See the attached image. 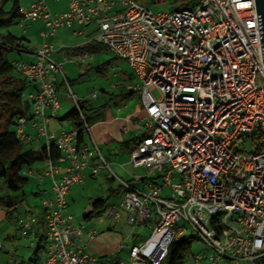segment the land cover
<instances>
[{
    "label": "built area",
    "instance_id": "obj_1",
    "mask_svg": "<svg viewBox=\"0 0 264 264\" xmlns=\"http://www.w3.org/2000/svg\"><path fill=\"white\" fill-rule=\"evenodd\" d=\"M60 1L66 4L61 11L51 12L47 0H32L18 12L22 26L25 20H42L44 29L35 59L13 62L14 72L34 85L25 95L30 115L15 119V135L28 139L30 126L44 139L48 153L52 145L59 151L41 169L21 171L51 182L50 195L40 199V215L27 208L15 220L30 246L38 237L36 226L45 228L43 255L37 253L27 263L97 260L75 245L82 229L73 227L66 209L70 187L82 180L81 171L89 167L94 176L99 163L91 159L104 160L93 139L91 146H78L77 130L55 134L48 128L59 109L58 73L76 105L62 64L50 56L54 49L48 39L60 26L81 34L85 25L94 23L91 38L124 60L140 79L127 88L140 93L150 132L130 150L129 163L158 179L145 188L119 180L125 189L119 206L128 213V223L147 221L150 211L158 219L150 234L129 248L127 259L109 264H159L169 242L187 230L213 249L214 261L222 256L225 264H264V83H257L258 78L264 82V46L254 0H189L190 6L156 12L135 0ZM82 133L90 134L86 122ZM246 144L254 150L240 149ZM107 216L121 217L114 205L107 207ZM85 234L92 239L97 232L89 228ZM192 258L194 264H207L201 254Z\"/></svg>",
    "mask_w": 264,
    "mask_h": 264
},
{
    "label": "rangeland",
    "instance_id": "obj_2",
    "mask_svg": "<svg viewBox=\"0 0 264 264\" xmlns=\"http://www.w3.org/2000/svg\"><path fill=\"white\" fill-rule=\"evenodd\" d=\"M136 2L141 3L142 5L147 6L152 11H170L180 8L177 3H172L171 0H161L159 2H153V0H135ZM22 3H24L22 1ZM47 4L51 12L56 10H61L65 8L66 4L64 1H55L47 0ZM11 5V0L6 3V8ZM190 6V5H188ZM43 21L36 20L30 21L25 20L24 26L21 23L14 21L12 24L5 26L3 28L4 32H11L21 38L23 35H32L31 41L35 43L38 38L37 32L38 29L42 28ZM94 23H89L82 34L73 33L72 29L65 27H58L54 36L50 39V43L53 46V49L63 48L69 57H72L71 48L82 43L86 37L91 38L94 35L95 30ZM26 32H28L26 34ZM40 44L42 42V37L40 36ZM86 61L82 63H75V59L72 58L73 62H67L62 66V72L70 80L71 85L69 89L76 99L87 98L91 101L92 105H98L107 98L108 95L102 94V90H106V93H118L120 87L125 84L126 80L124 76L130 75L128 79L130 84L138 85L140 84V79L134 76L132 70L128 64L116 57L113 52L109 49L101 48L97 51H90L87 53ZM4 56L9 61H17L23 59L22 54L16 50H6L4 51ZM102 66L101 70H97L96 67ZM58 80L61 81L60 74H57ZM127 81V82H128ZM125 82V83H124ZM61 83V82H59ZM259 85H262L260 78H258ZM57 97L61 107L56 111L58 117L62 116L69 108L74 105L72 98L67 93L68 88L65 84H58ZM130 98L120 99L115 98V102L112 103L109 108L112 111L113 115L117 117L125 118L124 115L126 112L132 110L133 105L139 100L137 91ZM96 93V97H92L91 94ZM152 93L159 97V92L157 89H152ZM27 93H24V96ZM26 97V96H25ZM128 106L125 109V106ZM50 124L54 122L56 117H50ZM105 116H94L92 121L89 123L91 127V136L87 133L85 135V141L91 146L92 139L95 141V145L99 149L100 155L103 158L104 162L102 163L98 158H93V163L98 164V173L96 176L91 177L87 176L85 180L79 183H75L70 187V193L67 196V209L66 212L72 216L71 224L73 227H80L82 229L81 238L77 239L79 245H84L88 237L85 234L86 231L90 228L98 232L99 240H101L105 245L104 255L100 256L95 264H109V261L113 259H127V253L129 248L133 244H138V242L144 240L151 231V227L158 219V214L150 211V218L146 222L135 221L134 223H128L127 217L128 213L125 209H121L119 203L121 202L124 191L121 189L119 192H115V189H119V180H130L132 184L136 186L139 183L138 176H145L146 182L158 180L155 179V176L147 172L143 167H133L129 163V150L128 149H114L113 145L100 144L96 140L97 132H102L107 129L108 125L103 123ZM66 121V120H64ZM63 122V127H67V122ZM102 123L101 125H99ZM118 124V123H117ZM96 125L97 131H94V126ZM61 126V127H62ZM70 126V125H68ZM93 127V128H92ZM51 130V127H50ZM56 133L58 131H55ZM131 138L138 137V132L130 133ZM91 137V138H90ZM123 137V136H122ZM127 137V135H124ZM42 137L33 138L31 141L32 144L27 143L26 147L28 148H39L42 144ZM92 143V144H91ZM32 146V147H31ZM240 149H243L245 152H251L254 150L253 146L246 144L245 146H240ZM43 162H36L30 168H25L26 170L31 169L35 171L37 168L42 167ZM106 164L107 166H105ZM43 184L39 179L35 177H29L26 184L21 188V192L24 193L25 199L17 205L16 209L13 210V215L9 218L3 217L0 221V243L3 246V250L0 251V264H28L27 261L33 257V251L35 249L38 237L42 236L44 238L45 228H40L41 223L36 226L39 231L38 237L35 238V246H30L29 240L26 237L20 235L18 231L17 221H15L18 215L23 212L26 208H32L36 213H41V208L39 206L41 197L45 196L44 191L40 188ZM37 192V193H35ZM97 198H108V206L114 205L119 211L121 217L119 219L112 220L111 217L107 216V207L100 214H97L95 211H92V202ZM91 212L89 218H84L83 216ZM109 220V221H108ZM111 220V221H110ZM42 222V220H41ZM108 222V223H107ZM182 224V223H181ZM184 239L190 242V253L191 254H201L204 256V261L207 264H225V258H221L217 261H214L210 258L212 255L213 249L209 248L199 237L195 234L194 231L187 230ZM122 243L123 248L111 254V252L116 248V246ZM46 243L45 240H42V246L39 249V256H42L44 253V247ZM109 258V259H107ZM21 260L23 262L21 263ZM186 264H194L192 256L188 258ZM239 264H246L241 261Z\"/></svg>",
    "mask_w": 264,
    "mask_h": 264
},
{
    "label": "trees",
    "instance_id": "obj_3",
    "mask_svg": "<svg viewBox=\"0 0 264 264\" xmlns=\"http://www.w3.org/2000/svg\"><path fill=\"white\" fill-rule=\"evenodd\" d=\"M9 0H0V208L5 210V218H9L13 215V210L24 199L25 195L21 192V188L27 183V176L22 175L21 171L25 168H30L36 162L44 161L47 157L57 158L59 151L51 146V150L48 153L43 146L32 149L26 147L27 142L17 138L15 135V119L21 115H30V103L23 99V94L29 86L30 82L26 79L20 78L14 72V64L4 56L6 50H16L17 48L24 46L16 42V37L10 32H4L2 29L5 26L12 24L14 21L20 22L19 12V0H11V5L6 8V3ZM161 0H153V2H159ZM172 3H177L179 7L190 5L189 0H171ZM108 47L96 40L89 39L83 45L75 46L71 48V51L87 52L97 51ZM20 52V51H19ZM102 66L96 67L99 71ZM67 83L70 86L71 82L66 77ZM61 83L64 84L63 81ZM118 93H106V90H102L107 98L104 102L98 105H92L91 101L87 98L76 99V105L74 104L64 114L63 119L68 120L71 127L77 130V144L83 142L82 126L84 122L90 123L92 117L100 116L105 113L109 106L115 102V98L125 99L130 97L135 90H126L124 86L120 87ZM137 137L122 139L120 141L123 149H128L129 153L133 146L137 143ZM147 177H142L145 179ZM129 184L136 188L134 184L127 180ZM150 182V181H149ZM137 185V184H136ZM124 187L119 185V189L115 192H119ZM108 198H97L92 202V211L100 214L106 209ZM91 212L84 215V218H89ZM42 236L38 237L33 256L39 253V249L42 246ZM193 254L190 253V242L184 239V236L173 239L169 242L166 255L160 261L159 264H186L188 258ZM264 262V260H262Z\"/></svg>",
    "mask_w": 264,
    "mask_h": 264
},
{
    "label": "crops",
    "instance_id": "obj_4",
    "mask_svg": "<svg viewBox=\"0 0 264 264\" xmlns=\"http://www.w3.org/2000/svg\"><path fill=\"white\" fill-rule=\"evenodd\" d=\"M22 1L24 3H22ZM32 0H19V4L20 6H28V4L31 2ZM65 4V2H64ZM65 8L63 7L61 10H64ZM60 10V11H61ZM56 11H59V10H56ZM89 24V23H88ZM87 24V25H88ZM43 25V24H42ZM84 26V30L86 28V26ZM44 29V25L42 26L41 30L40 28L38 29V32H37V36L38 38L36 39L37 41L35 43H33L31 41V38L33 37L32 35H29L27 34L28 32H26L27 35H23L21 36V38L13 33H11L13 36H15L17 39H16V42L17 43H20V45L24 46L25 48H23L22 51H18L19 53L22 54V57H24L23 59H20V61H33L35 59V54H34V49L39 47L40 46V32ZM3 30V29H2ZM9 32V31H8ZM82 34V33H81ZM90 38L86 37L85 40L80 43L79 45H83L86 41H88ZM92 39V38H91ZM77 45V46H79ZM73 53L71 54L72 57H69V56H66L67 53L66 51L62 48H59V49H56V50H53L51 53H50V56L57 62L61 63L62 66L64 64H66L67 62H73L74 60L72 58L75 59V63H82V62H85L86 58L84 60L81 59L82 55L84 53H87V52H78V51H72ZM15 61V60H14ZM12 61V62H14ZM135 76V75H134ZM130 75H127V76H124V79L126 80L122 86H124V88L126 90H129L127 88V85H129V81L128 79H130ZM128 81V82H127ZM61 81L58 80V77L57 79L55 80V88L56 90L58 89V84H61L59 83ZM34 88V85L32 83H29V86L27 87L26 91L24 93H29V92H32ZM138 92V91H137ZM135 93V92H134ZM133 93V94H134ZM102 94H105V93H102ZM133 94L131 96H133ZM106 95V94H105ZM130 96V97H131ZM128 97V98H130ZM138 98L139 100L135 103V105H133V108L132 110L126 112V114L124 115L125 118H121V117H117L116 115H113L112 114V111H110V108H108L105 113H104V116H105V120L103 123H106L108 125L107 129H105V131H100V132H97L96 135V140L98 141V143L100 144H105V145H113V148L114 149H118L119 151L122 150L123 148L121 147V144H120V141L122 139H129L132 137V135L130 133H135V132H138V139L137 141L144 135H146L148 132H150V128H148L145 124H146V118H145V111H144V106H143V103L141 101V98H140V93H138ZM24 99L27 100V102H29V100L24 96ZM59 107L60 104H59ZM128 106L126 105L125 106V109H127ZM60 109V108H59ZM70 109V108H69ZM68 109V110H69ZM65 114V113H64ZM64 114L60 117L56 116L57 113L55 112V115L52 116V117H56V119L54 120V122H52V124H50V118H49V131L52 132V133H55V134H58L60 131L62 130H70V129H73L70 125L69 122H67L68 120L66 119H63L64 117ZM66 120V121H64ZM64 121L66 124H67V127H63V122ZM118 123V124H117ZM102 123H100L99 125H101ZM70 125V126H68ZM62 126V127H61ZM50 127H51V130H50ZM93 128V127H92ZM95 130L94 131H97L96 129V125L94 126ZM55 131H58L57 133ZM27 132L30 134V137L28 139H26L25 141L29 144H32L31 141L33 140V138H36V136L34 135V130L28 126L27 127ZM90 132H91V127H90ZM85 135H83V144H87L89 146V143H87L85 141ZM91 136V133L89 134ZM124 135H127V137H124ZM123 136V137H122ZM92 137V136H91ZM90 137V138H91ZM93 139V138H91ZM43 142L41 144V146H43L44 144V139L42 138ZM95 140V139H94ZM93 140V141H94ZM95 142V141H94ZM92 144V143H91ZM40 146V147H41ZM32 147V146H31ZM32 149H37V148H32ZM43 162V166H44V161ZM93 158L91 159L90 163H93ZM42 166V167H43ZM42 167L40 168H37L36 170L38 169H41ZM148 172V171H147ZM81 174H82V180H85L87 178V176H91V177H94L96 175H92L91 172H90V168L89 167H85L82 171H81ZM152 175V174H151ZM155 176V175H153ZM142 177H145V176H138L137 179H139V183L136 185V187H139V188H145L147 186V184L149 183L148 181L146 182V178L145 179H141ZM155 179H156V176H155ZM41 183L43 184V186L40 188V191L43 190L44 192V195L47 196V195H50L51 193V182H50V179L49 178H45L43 181H41ZM79 183V182H78ZM37 193V192H35ZM70 193V191H69ZM68 193V195H69ZM108 206V205H107ZM27 208L25 207V209L23 210V212L26 210ZM21 212V213H23ZM20 213V214H21ZM19 214V215H20ZM18 215V216H19ZM5 217V210L3 208H0V221L1 219ZM84 217V216H83ZM112 220H115V219H112ZM109 221V220H108ZM111 221V220H110ZM146 222V221H145ZM108 223V222H107ZM97 235H98V232H97ZM95 236L94 238L92 239H87V241L85 242L84 241V245H82V252L88 254V255H91V256H95L97 259L104 255V243L99 240V235L98 236ZM81 238V237H80ZM82 240V238L80 239ZM141 242V241H140ZM139 243V242H138ZM137 244V243H136ZM75 245H79L77 240L75 241ZM122 245V243L119 242V244L116 246V248L111 252V254H115V252H118V247ZM132 246V245H131ZM122 248H123V245H122ZM121 248V249H122ZM119 249V251L121 250ZM127 257H128V253H127ZM109 259V258H107ZM98 260H96L97 262ZM95 262V263H96ZM94 263V264H95Z\"/></svg>",
    "mask_w": 264,
    "mask_h": 264
},
{
    "label": "water",
    "instance_id": "obj_5",
    "mask_svg": "<svg viewBox=\"0 0 264 264\" xmlns=\"http://www.w3.org/2000/svg\"><path fill=\"white\" fill-rule=\"evenodd\" d=\"M256 12L259 15L260 20V32H261V46H264V0H254Z\"/></svg>",
    "mask_w": 264,
    "mask_h": 264
}]
</instances>
